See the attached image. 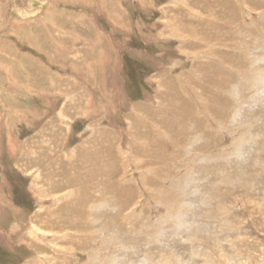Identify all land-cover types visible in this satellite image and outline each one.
<instances>
[{"label": "rangeland", "instance_id": "374dc122", "mask_svg": "<svg viewBox=\"0 0 264 264\" xmlns=\"http://www.w3.org/2000/svg\"><path fill=\"white\" fill-rule=\"evenodd\" d=\"M0 264H264V0H0Z\"/></svg>", "mask_w": 264, "mask_h": 264}, {"label": "bare ground", "instance_id": "6f19581e", "mask_svg": "<svg viewBox=\"0 0 264 264\" xmlns=\"http://www.w3.org/2000/svg\"><path fill=\"white\" fill-rule=\"evenodd\" d=\"M43 5V3L41 2H37V1H33V2H31V8H30V10H31V13L30 14H36L37 12H39L40 10H39V8L41 7ZM36 8V9H35ZM38 9V10H37ZM41 9V8H40ZM42 10V9H41ZM19 13H20V15H23V17L24 16H26V15H28V14H26L23 10H20L19 11ZM38 14V13H37ZM39 14H41V12L39 13ZM22 17V16H21ZM36 194V193H35ZM55 205V204H54Z\"/></svg>", "mask_w": 264, "mask_h": 264}, {"label": "crops", "instance_id": "0c3cea01", "mask_svg": "<svg viewBox=\"0 0 264 264\" xmlns=\"http://www.w3.org/2000/svg\"><path fill=\"white\" fill-rule=\"evenodd\" d=\"M25 8H23L22 10L24 11ZM28 15H31L30 12H27Z\"/></svg>", "mask_w": 264, "mask_h": 264}]
</instances>
